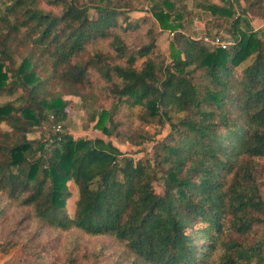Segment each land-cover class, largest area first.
<instances>
[{"label": "trees", "instance_id": "obj_1", "mask_svg": "<svg viewBox=\"0 0 264 264\" xmlns=\"http://www.w3.org/2000/svg\"><path fill=\"white\" fill-rule=\"evenodd\" d=\"M136 1L0 0V253L264 264V26L250 18L264 0H204L207 16L189 0H143L142 23ZM158 26L173 33L170 62L153 55ZM69 109L97 115L107 138L76 136ZM152 123L169 129L157 140ZM47 232L78 235L54 244Z\"/></svg>", "mask_w": 264, "mask_h": 264}, {"label": "rangeland", "instance_id": "obj_2", "mask_svg": "<svg viewBox=\"0 0 264 264\" xmlns=\"http://www.w3.org/2000/svg\"><path fill=\"white\" fill-rule=\"evenodd\" d=\"M139 2H135L136 8L130 12V15L134 18V20H138L142 23V19L144 16H146V9L148 8V3L143 2V0H139ZM204 0H189L188 4L191 8L196 9V10H202L204 11L203 13L206 14V9L202 8ZM198 5V6H197ZM140 8H144L141 10ZM251 22L253 26L256 29H260L261 27L264 26V18L262 15L258 14H250ZM121 20V19H120ZM197 26L202 27L203 26V21H197L196 22ZM147 25L142 26V28L139 31H134L130 34H128V39L130 42L132 40L136 41H145L144 40V33L146 32ZM157 47L155 50L154 56L159 55L161 59H165L167 62L171 61V49H170V38L173 36V33L170 32V30H162L157 27ZM143 39V40H140ZM104 44V43H103ZM68 98H72L75 101H79L80 99L76 96H69ZM105 104H108V101H105ZM70 112V123H69V129L71 132H73L76 136H87V137H97V136H102L106 137L105 134H103L100 130H98L95 127V124L98 120V116L94 115L90 111H87L86 109H69ZM126 112V111H125ZM125 120V118H122ZM145 128L154 136L155 139H160L163 137V133L168 131L169 126L166 125L164 128L162 127V132L159 131L160 129V124L158 123H152L145 125ZM163 134V135H162ZM40 135V131H34L29 134L30 138H35ZM112 138L114 139L115 143L122 146L124 150H135L138 148L137 146H132V144H129V142H123L124 139L117 135H113ZM148 152L153 151V143H148L146 145ZM146 152H142L139 154H136L137 157H142L145 156ZM157 189H160V184L157 183L156 185ZM264 193V191H263ZM9 231V223L8 222H3L0 221V236L7 234ZM78 235L77 232H71V233H59V232H47L44 234V239L47 240H52L54 244L62 243L65 239H69L70 237ZM80 239L82 242L87 243L89 246H93L96 242L98 241H109L113 243L108 238H92L86 235L81 234ZM114 248H117V245H114ZM48 254V253H47ZM26 250L23 248V243L17 245L13 249L10 250L9 253H0V264H22L23 262L27 261L26 264H36V262L33 261L32 257H27ZM107 264H112V262L107 261Z\"/></svg>", "mask_w": 264, "mask_h": 264}, {"label": "built area", "instance_id": "obj_3", "mask_svg": "<svg viewBox=\"0 0 264 264\" xmlns=\"http://www.w3.org/2000/svg\"><path fill=\"white\" fill-rule=\"evenodd\" d=\"M205 40L211 42L212 44H215V45H219V46H222V47H226V42L221 40L220 37H216L214 39H209V38H205ZM61 128V125L58 124L57 125V129H60Z\"/></svg>", "mask_w": 264, "mask_h": 264}]
</instances>
